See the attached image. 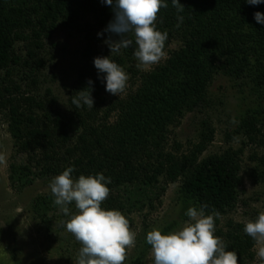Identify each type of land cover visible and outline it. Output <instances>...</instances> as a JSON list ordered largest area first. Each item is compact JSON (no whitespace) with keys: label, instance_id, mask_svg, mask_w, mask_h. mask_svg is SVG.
<instances>
[{"label":"trees","instance_id":"obj_1","mask_svg":"<svg viewBox=\"0 0 264 264\" xmlns=\"http://www.w3.org/2000/svg\"><path fill=\"white\" fill-rule=\"evenodd\" d=\"M165 2L168 7L161 9L157 29L168 32L165 47L173 42L180 45L169 52L168 60L150 71L132 70L136 82L131 87L136 89L123 99L106 101V83L101 79L106 74L94 65V59L104 55L96 54L98 39L88 34L89 46L84 53L88 61L78 71L66 109L47 81L50 70L41 53L45 41L59 30L82 31L89 17L96 21L95 25L86 24L91 29L108 26L114 18L112 7L101 0H0V122L7 127L16 155L25 157L20 163L14 158L10 164V187L23 192L37 180L48 181L67 167L74 168L72 175L77 179L103 173L111 183L102 207L121 211L132 227L130 216L143 190L164 193L169 185L181 182L179 203L184 207L207 204L205 214L218 211L216 235L226 250L237 253L239 264H257L255 242L243 231L244 224L233 220L221 223L238 200L244 150L204 156L215 138L216 130L210 123L203 124L198 143L187 151L182 152L180 145L175 151L168 150V142L171 128L206 105L209 87L218 75L230 77L242 91L264 90V24L254 18L256 12L264 13V3L180 0L185 6L179 13L184 21L177 28L172 0ZM122 50L124 57L113 60L121 67L132 65L136 61L134 46ZM88 80L93 81L94 102L101 103L92 109H76L71 96L87 88ZM107 103L101 116L100 108ZM263 114L262 108L236 117L235 133L254 147H264ZM253 177L264 185V160L253 169ZM53 201L50 194L37 197L32 204L45 240H55L57 233H64L61 221L70 218ZM177 227L174 222L162 232L167 234ZM141 244L133 264H144L151 251L146 238Z\"/></svg>","mask_w":264,"mask_h":264},{"label":"rangeland","instance_id":"obj_2","mask_svg":"<svg viewBox=\"0 0 264 264\" xmlns=\"http://www.w3.org/2000/svg\"><path fill=\"white\" fill-rule=\"evenodd\" d=\"M95 22L93 17H89L83 23L82 31L76 29L70 32L62 30L55 32L51 40L45 41V50L41 52L48 64L47 70H50L47 81L66 109L69 106L68 99L74 91L78 71L82 70L88 61L84 55L89 46L86 36L91 34L98 39L95 43L96 54L111 56L109 47L104 43L109 36L104 31L107 26L94 29L86 26V24L95 25ZM100 33L103 35H99ZM112 38L116 39L115 36ZM179 46L176 42L166 46L164 50L166 55L160 63L144 71L153 70L156 66L164 64L169 58V52L177 50ZM19 50H23V47L20 46ZM122 53L123 50L118 55H112L111 59L124 57ZM136 64L137 61L122 67L129 76L125 92L119 97L112 95L106 91L105 85L104 100L110 101L114 97L123 99L136 89L131 87L132 82H136L132 73V70H138ZM247 82H249L248 86H251L250 80ZM100 103L101 101L97 100L94 106ZM107 106L108 103L100 108L101 116ZM262 108L264 109L263 89L253 93L247 88L242 91L233 79L220 74L209 87L206 105L187 114L177 128H171L168 150L175 151L176 145H180L182 152L192 148L200 139L204 123L212 124L216 130L214 142L208 147L204 156L222 154L228 149L244 150L242 185L238 200L235 209L228 216L221 218L222 225L229 220L245 225L264 211V185L257 184L253 177V169L260 167L261 160H264V147H254L242 134L235 133L238 125L231 126L230 123L232 117H239L243 111H260ZM6 128V125L0 122V152L4 153L7 159L5 164L0 165V264H76L81 245L75 237L63 230L64 233H57V239L45 240V232L34 219L32 204L37 197L51 194L49 183L53 178L48 181L37 180L23 192L11 189L8 179L10 164L14 158L20 163L25 157L16 155L14 142ZM251 157H255V160H251ZM181 186V182L169 185L164 193L161 190L153 193L143 190V193L136 198L140 203L136 205L130 219L133 222L131 229L136 232L137 239L135 246L128 249L124 264H133L135 251L138 245H142L148 231L153 228L163 230L174 222L178 223L175 229L177 230L189 219L185 216L189 207L182 206L177 199ZM70 211L76 212L74 204L70 207ZM54 227L56 228V223ZM55 234L56 229L52 235ZM150 252L144 264H154ZM259 261L256 257L257 264Z\"/></svg>","mask_w":264,"mask_h":264},{"label":"clouds","instance_id":"obj_3","mask_svg":"<svg viewBox=\"0 0 264 264\" xmlns=\"http://www.w3.org/2000/svg\"><path fill=\"white\" fill-rule=\"evenodd\" d=\"M111 6L113 20L104 30L109 34L104 41L112 55H118L122 49L134 46L133 55L140 70H149L165 57L167 31L157 29L158 15L161 9L167 8L165 0H101ZM250 5H259L264 0H246ZM177 11L176 27L179 28L184 17L179 15L185 9L180 0H172ZM254 18L264 24V13L256 12ZM99 35H103L100 33ZM119 37L113 39L112 37ZM109 57H96L94 65L106 81V91L120 96L127 88V72ZM87 88L75 93L72 104L76 109L84 106L92 109L93 81L88 80ZM230 123L238 125L232 117ZM80 131V129L78 130ZM7 162L4 153L0 152V165ZM73 167H67L49 183L54 197V205L59 206L65 216H70L61 225L72 234L81 245L76 264H124L128 249L136 244L137 234L130 227L128 218L119 210H106L102 207L107 200L110 189L107 186L111 178L103 173L80 175L74 178ZM74 204L76 212L70 213L69 205ZM207 204L187 209L185 216L189 219L174 231L164 234L159 228L147 232L146 242L151 246V257L154 264H239L235 251L226 250L222 238L216 235L218 211L205 214ZM243 231L255 242L257 259L264 264V211L255 220H249Z\"/></svg>","mask_w":264,"mask_h":264}]
</instances>
